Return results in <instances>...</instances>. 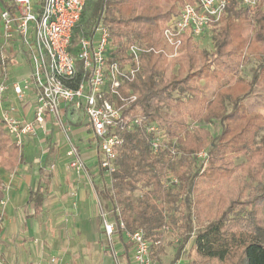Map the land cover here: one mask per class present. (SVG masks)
Instances as JSON below:
<instances>
[{"label": "trees", "instance_id": "16d2710c", "mask_svg": "<svg viewBox=\"0 0 264 264\" xmlns=\"http://www.w3.org/2000/svg\"><path fill=\"white\" fill-rule=\"evenodd\" d=\"M101 12L111 30V60L131 61L128 50L139 41L154 47L142 54L140 72L121 89L123 94L131 90L137 95L124 107V116L143 117L145 124L157 122L165 129L168 144L176 141L175 153L169 147L154 152L151 133L140 125L122 134L115 172L109 174L99 159L101 173L111 177V186L99 192L105 207L113 211L120 238L124 239L121 221L129 231L143 229L152 241L153 254L159 245L156 241L162 242L165 233L178 231L188 239L197 226L192 264H264V137L255 141L264 123L256 120L261 114L248 113L243 102L256 86L264 85V0L254 7L230 0L220 20L203 34L212 33L213 48H200L193 36L185 34L183 54L173 57L159 40L162 25L178 12L166 9L162 0H95L85 33ZM78 36L75 29V40ZM245 49L259 58L251 80L238 72L235 63ZM169 66L177 70L166 79ZM211 81L220 85L200 107ZM189 117L204 124L219 122L222 131L214 135L205 125L192 127ZM204 148H208V164L202 172L204 161L198 153ZM229 150L245 154L246 178L222 204L213 192L203 189L220 183L231 170L232 162L221 156ZM23 159L0 126V169L14 170ZM173 177L178 183L171 181ZM137 190L141 196L136 202L132 194ZM4 198L0 178V213ZM30 200L40 206L43 191H31ZM125 246L128 251L132 248L130 242Z\"/></svg>", "mask_w": 264, "mask_h": 264}, {"label": "built area", "instance_id": "2783aa9c", "mask_svg": "<svg viewBox=\"0 0 264 264\" xmlns=\"http://www.w3.org/2000/svg\"><path fill=\"white\" fill-rule=\"evenodd\" d=\"M258 0H241L244 6L254 7ZM0 6V121L18 148L28 136L48 132V120L54 118L68 144L69 166L90 178L86 161L74 140V126L67 118L69 112L83 111L88 117L96 144L104 157L101 166L111 174L117 169L116 148L123 143L122 134L145 125L152 135L154 152L169 147L176 152V141L168 144V135L157 122L144 123L140 116L125 117L124 107L137 95L131 90L123 94V85L141 70L142 54L154 47L139 41L128 50L131 61L121 64L110 59L111 30L101 12L88 32H74L84 14L88 0H5ZM230 0L186 1L179 12L162 28L163 41L171 48L170 55L181 52L183 36L201 38L221 18ZM17 71V73L15 72ZM20 71V72H19ZM13 93L20 102L33 100L34 115L28 119L19 113L10 100ZM198 156L207 163L208 153ZM172 182L178 183L173 177ZM4 189V188H3ZM9 194V193H8ZM100 217L108 249L115 264H122L115 236L117 222L113 211L105 207L96 192ZM1 202L0 227L4 219ZM133 248V264H155L152 241L143 229L129 231L120 222ZM168 229V227L166 228ZM157 240L156 244H160ZM0 264H6L0 255ZM173 264H185L182 258Z\"/></svg>", "mask_w": 264, "mask_h": 264}, {"label": "rangeland", "instance_id": "374dc122", "mask_svg": "<svg viewBox=\"0 0 264 264\" xmlns=\"http://www.w3.org/2000/svg\"><path fill=\"white\" fill-rule=\"evenodd\" d=\"M186 1L188 0H162V5L166 9H174L179 12L182 5ZM94 5L95 0H88L84 10V15L76 28V35H81L85 33V31L88 29V24L91 22L90 16L94 9ZM0 6H2V3H0ZM164 25L165 24H163L162 26ZM211 36L212 33L206 35L205 37L202 36L201 38H194L193 40L200 48L212 49L214 46V42L213 39H211ZM159 42H161V44L167 47L168 51L171 52V48L163 41L162 33ZM183 52L184 49L182 48L180 54H183ZM235 63L238 64V72L248 80H251L255 70L257 69L259 58L255 52H252L251 49H245L242 51V57L236 60ZM176 70L177 68L169 66L166 72V79L169 78L170 74L176 72ZM233 74L235 75L236 73ZM203 82L204 81L202 80V83ZM219 85L220 84L218 83V81H211L210 87L204 89V93L202 95V103L199 104L200 107H205L208 101L212 99ZM243 102L247 105L248 113L261 114L262 118H257L256 120L264 123V85L256 86L253 92L243 99ZM189 124L192 127L205 125L211 130L214 135H217L222 131V126L219 122L204 124L202 121H194L191 117H189ZM0 126L5 131L1 121ZM53 126H57V122L54 118ZM263 137L264 127L257 132L255 141L259 143ZM76 141L79 146H81V142H84L86 140L82 138H77ZM47 142L48 140L45 142L32 139L27 146L26 156H24L23 163L19 165L18 168H16L14 171L5 170L3 168L0 169L2 187L4 188L3 190L8 196V200L4 206V214H6L7 212L8 216L18 217L15 223L18 225L19 233L24 236L27 235V233L23 229V222L25 221L24 218L28 217V213H31L33 208L28 205V203H26V197L23 195V192L25 193L27 190V183H32V176L35 173L34 166L53 165V162L51 161L52 159L48 155L49 146L47 145ZM59 143L61 145L63 142L61 143L59 141ZM18 149L20 152V148ZM98 151V156L101 159L102 157H104V155L102 154L100 148H98ZM202 151L206 152L208 151V148H204L202 149ZM221 156L226 161L232 162L231 170H228L226 172V175L222 177V181L220 183L204 188L203 190L213 192L215 196L219 197L220 203L223 204L227 200H229L238 190L239 182L242 179L246 178L245 172L247 159L245 154L241 151L229 150L227 153ZM60 164L62 166L68 165L69 169H73L69 166V163H67V161H61ZM207 164L208 162L204 164L202 172L206 169ZM98 165L99 163L96 164L95 168H98ZM30 166L33 167L30 168ZM92 171L93 169L90 170V175L93 178L94 173ZM23 172L28 175L29 180L23 182L21 180L18 184H22V187H18L16 182L17 179L20 180V174H22ZM79 176H83L84 179L90 183L91 178L87 174L81 173L79 174ZM108 181L109 183H111L110 175H108ZM55 190L56 186L52 188L50 194L49 203L52 205H50L49 207V214H52L55 224L64 230V248L70 249L71 246H74L79 249L80 252H82V254L84 255V260L86 262L85 264L106 263L104 259H109V256L107 254V251L105 250L106 241L104 239V235L102 234V228L97 223L98 215H95L94 219L89 218V216L92 215L91 212L93 210L89 207V205H87L85 213H83V211H79V202L76 198L77 195L74 190H71L72 192H70V194H64L61 188L57 189L56 191ZM16 194H19L18 199L15 196ZM140 196V190H137L132 194V197L136 202L139 200ZM192 200H194V195H192ZM188 211L189 210H187V212ZM191 211L193 210L191 209ZM46 216L47 213L45 212L41 217L42 219H44ZM199 230V227L194 226L191 237L188 239H185V237L180 235L178 231L174 233H165L162 238V242L158 245V247L153 249L152 257L155 264H173L179 258H182L185 264H192V260L196 256V239L197 235L199 234ZM116 238L117 236H115V239ZM19 239L20 241H22L21 238ZM31 244L33 247H31L33 251H31L29 245H26L22 249L20 248L23 254L33 252L38 254L39 258L43 261H47L52 264H67L63 262L64 255L55 252L53 249H49L47 247L46 241H44V239L39 234ZM0 255L2 256L1 251ZM237 257L238 256L235 257L236 260Z\"/></svg>", "mask_w": 264, "mask_h": 264}, {"label": "crops", "instance_id": "0c3cea01", "mask_svg": "<svg viewBox=\"0 0 264 264\" xmlns=\"http://www.w3.org/2000/svg\"><path fill=\"white\" fill-rule=\"evenodd\" d=\"M15 72L17 73V71ZM10 100L18 107L19 113L22 116L28 119L33 118L35 106L33 100L20 102L19 100H17L13 93H10ZM67 118L72 122L74 126L75 142L77 143V138L86 140L84 142H81V146H79L78 143L77 144L83 154L89 172L91 169H93L92 172L94 173V176L93 178L91 177L89 183L84 179L83 176H79V174L81 173H79L77 169H69L68 165L62 166L60 164L61 161H67V163H69L70 158L67 156L69 147L63 133L60 131L58 126H53L52 117H50L48 120L47 133L39 132L36 136H28L24 141L23 147L20 149V154L26 156L27 146L32 139L45 142L48 140V155L52 159L51 161L53 162V165L34 166L35 173L32 176V183L28 182L27 190L25 193L23 192V195L26 197V203H28V205L33 208L32 212L28 213V217H25V221L23 222V229L25 230L27 235L24 236L19 233L18 225L15 223V221L18 219L17 216H8L7 212L4 215L3 224L0 227V251L2 257L5 259L6 264H52L50 262L41 260L39 258V255L36 253L28 252L27 254H23V252L20 250V248L22 249L26 245H29L31 251H33L31 243L37 238L38 234L44 239V241H46L47 247L49 249H53L55 252L64 255L63 262L67 264L86 263L84 260V255L82 254V252H80L79 249L74 246H71L70 249L64 248V230L55 224L52 214H49V207L50 205H52L49 203L50 194L54 186H56V190L61 188L64 194H70V192H72L71 190H74L77 195L76 198L79 202V211H83V213H85L87 205H89V207L93 209L91 212L92 215L89 216L90 219H94L95 215H98L97 223L102 228V234L104 235V239L106 241L105 250L107 251V254L109 256V259H104L106 263L103 264H115L108 249L107 239L104 233L96 196V192H99V190H101L105 186L110 187L111 183H109L108 181V176L101 173L100 167L95 168L100 159L98 156L99 151L96 144V138L94 137L93 132L90 128L88 117L86 116V114L83 111L69 112ZM59 141L63 143L60 145ZM22 163L23 161L19 165H21ZM19 165L16 168H18ZM31 167L33 166H30V168ZM25 174L26 173L23 172L22 174H20V180L17 179L16 183L18 187H22V184H18L21 180L22 182L29 180L28 175ZM100 183L102 184V186ZM36 190L43 191V202L38 207H35L33 202L30 200L31 191ZM18 195L19 194L15 195L17 199L19 197ZM45 212L47 213V216L42 219L41 216ZM123 234L124 239H121L120 231L117 229V238L115 239V241L117 250L120 255V260L122 264H133V248H131L129 251L126 249L125 243H129V241L127 240L125 231L123 232ZM19 238H21L22 241H20Z\"/></svg>", "mask_w": 264, "mask_h": 264}]
</instances>
